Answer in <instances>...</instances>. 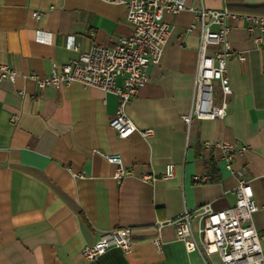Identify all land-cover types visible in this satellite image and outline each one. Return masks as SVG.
I'll return each mask as SVG.
<instances>
[{"label": "crops", "instance_id": "0c3cea01", "mask_svg": "<svg viewBox=\"0 0 264 264\" xmlns=\"http://www.w3.org/2000/svg\"><path fill=\"white\" fill-rule=\"evenodd\" d=\"M114 1L0 0V66L17 74L14 82L0 80V264H83L84 245L123 228L130 230V250L111 248L96 264H203L197 252H185L171 225L158 230L157 223L203 205L214 211L233 206L241 179L250 181L258 207L253 224L264 262V52L254 49L242 23L227 22L235 56L227 63L232 95L222 120H181L190 111L197 65L199 31L186 33L194 17L188 11L163 16L170 33L161 59L146 71L145 86L125 107L136 128L126 139L108 125L118 108L114 94L78 83L40 90L28 79L46 77L78 53L112 47L128 35V0ZM185 5L264 17V0ZM206 142L246 150L234 156L230 173ZM100 154L118 156L132 175L118 185L114 166ZM168 165L176 170L163 180ZM143 175L157 180L141 182ZM191 228L197 238L196 217ZM207 262L222 264L216 255Z\"/></svg>", "mask_w": 264, "mask_h": 264}, {"label": "built area", "instance_id": "2783aa9c", "mask_svg": "<svg viewBox=\"0 0 264 264\" xmlns=\"http://www.w3.org/2000/svg\"><path fill=\"white\" fill-rule=\"evenodd\" d=\"M116 2H123L115 0ZM125 23L129 28L128 35L115 39L112 47L92 46L88 51L78 55L62 65L58 70L43 78L30 75L38 89L52 87L59 90L72 83H78L85 88H96L104 93H112L118 99V108L109 121L118 138L126 139L136 128L125 114V107L145 86L146 71L151 64L159 62L164 46L170 33V26L164 14L176 15L183 11L193 14V22L186 28V33H192L198 27L197 65L194 80L193 99L189 114L181 118L189 125L192 119L222 120L227 115L228 100L232 95L230 81L227 75V63L235 56L230 50L228 40L232 23H242L243 28L251 37L254 49L264 52V17L239 15L220 10L199 7H186L185 0H128L125 2ZM39 13H32L37 18ZM210 47L216 50L209 55ZM240 63L245 58L236 55ZM16 72L7 66H0V80L14 82ZM121 85L117 86V81ZM215 85L220 91L218 105L213 103ZM22 97L24 91H19ZM34 99V96H30ZM149 131L142 132L148 137ZM205 149L213 148L219 152L227 172H233L232 163L236 154L243 153L246 147L237 148L224 142H206ZM108 163L114 166L113 179L120 185L132 172L122 165L118 156L100 154ZM176 166L168 165L161 179H168L175 173ZM73 178L80 175L71 174ZM141 182H155L154 175L139 177ZM195 181H200L197 177ZM204 181L207 179L204 178ZM235 202L233 206L214 211L209 205H203L196 211H183L176 219L157 223L158 230L169 224L173 227L175 238L182 243L185 252H197L203 264L212 255H216L222 264H264L261 254V236L253 224V216L258 211L254 202V194L250 181L240 180L233 191ZM198 219L197 238L192 232L191 220ZM130 230L114 229L102 233L92 245H84L81 249L83 264H96L97 260L109 249L117 248L127 253L131 248ZM156 249H160V238L154 241Z\"/></svg>", "mask_w": 264, "mask_h": 264}, {"label": "rangeland", "instance_id": "374dc122", "mask_svg": "<svg viewBox=\"0 0 264 264\" xmlns=\"http://www.w3.org/2000/svg\"><path fill=\"white\" fill-rule=\"evenodd\" d=\"M213 93L216 94V90H215V88H214V90H213ZM218 95L220 96V93H219Z\"/></svg>", "mask_w": 264, "mask_h": 264}, {"label": "trees", "instance_id": "16d2710c", "mask_svg": "<svg viewBox=\"0 0 264 264\" xmlns=\"http://www.w3.org/2000/svg\"><path fill=\"white\" fill-rule=\"evenodd\" d=\"M209 178H210V177H209ZM209 178H208L209 181H212V180H213L212 177H211L210 179H209Z\"/></svg>", "mask_w": 264, "mask_h": 264}]
</instances>
